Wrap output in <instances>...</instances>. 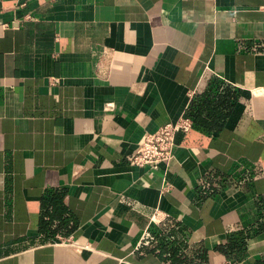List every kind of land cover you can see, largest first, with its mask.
I'll return each mask as SVG.
<instances>
[{"label":"crops","instance_id":"crops-1","mask_svg":"<svg viewBox=\"0 0 264 264\" xmlns=\"http://www.w3.org/2000/svg\"><path fill=\"white\" fill-rule=\"evenodd\" d=\"M231 260L264 264V0H0V264Z\"/></svg>","mask_w":264,"mask_h":264},{"label":"built area","instance_id":"built-area-1","mask_svg":"<svg viewBox=\"0 0 264 264\" xmlns=\"http://www.w3.org/2000/svg\"><path fill=\"white\" fill-rule=\"evenodd\" d=\"M192 126L190 117L183 113L174 121L164 122L154 131L145 132L138 144L134 154L130 157V164L148 169H157L159 165H167L173 157L175 148V136L178 132H186ZM157 214L154 213L151 220L155 221ZM71 244L66 238L59 237L58 241ZM221 264H234L224 261Z\"/></svg>","mask_w":264,"mask_h":264},{"label":"trees","instance_id":"trees-1","mask_svg":"<svg viewBox=\"0 0 264 264\" xmlns=\"http://www.w3.org/2000/svg\"><path fill=\"white\" fill-rule=\"evenodd\" d=\"M187 115L190 117L191 121L193 122V117H192L193 114H192V109L191 108L188 109ZM229 243L230 244L225 245V247L218 246V250L222 251V252H224L226 254L232 253L231 251H233L236 248V246L233 245L231 242H229ZM231 261L234 262L235 260H231Z\"/></svg>","mask_w":264,"mask_h":264}]
</instances>
